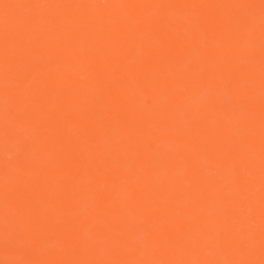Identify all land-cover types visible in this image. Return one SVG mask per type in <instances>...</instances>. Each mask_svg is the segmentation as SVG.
Returning a JSON list of instances; mask_svg holds the SVG:
<instances>
[{
    "label": "bare ground",
    "instance_id": "bare-ground-1",
    "mask_svg": "<svg viewBox=\"0 0 264 264\" xmlns=\"http://www.w3.org/2000/svg\"><path fill=\"white\" fill-rule=\"evenodd\" d=\"M0 264H264V0H0Z\"/></svg>",
    "mask_w": 264,
    "mask_h": 264
}]
</instances>
